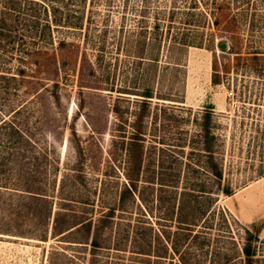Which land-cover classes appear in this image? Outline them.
I'll use <instances>...</instances> for the list:
<instances>
[{
  "label": "rangeland",
  "instance_id": "1",
  "mask_svg": "<svg viewBox=\"0 0 264 264\" xmlns=\"http://www.w3.org/2000/svg\"><path fill=\"white\" fill-rule=\"evenodd\" d=\"M11 5L0 264H246L255 227L253 264H264V0ZM155 21L177 44L138 61L126 36H149ZM211 161L231 195L216 190ZM86 221L103 226L96 247Z\"/></svg>",
  "mask_w": 264,
  "mask_h": 264
},
{
  "label": "trees",
  "instance_id": "2",
  "mask_svg": "<svg viewBox=\"0 0 264 264\" xmlns=\"http://www.w3.org/2000/svg\"><path fill=\"white\" fill-rule=\"evenodd\" d=\"M14 1L18 0H0V45L2 42L3 36H7L10 33V29H13L14 24L12 23L10 19V11L13 10L11 4L14 3ZM9 15V17H8ZM29 22H34L29 21ZM57 22V21H55ZM47 24V23H45ZM61 25V24H56ZM50 27V24L47 25ZM64 26V25H63ZM59 27V26H58ZM152 32L150 33L149 36L144 34L142 31L137 33L136 37L134 38V34L132 35H127L126 36V41H124V47L126 52H132L136 54V57L138 58V61H144L148 63H156L158 61V56L160 50L165 47V44L167 46H175L177 44L176 42V37L173 38V40H170L169 43H166V34L160 30V26L158 21H155V23L152 26ZM164 44V45H163ZM186 44V43H182ZM188 44H194L193 42H188ZM149 46L151 47V51H148ZM216 80V79H214ZM138 96H141L142 98H138L140 101V106H139V118L142 117L144 112L146 111V107L148 103V99L153 97V93L150 91V89H145L144 93H134ZM209 123H210V113L207 111L203 113L202 115V131L205 140H208V136L210 134L209 132ZM133 138L138 139L139 132L135 131L133 134ZM212 138V137H211ZM204 143V148L208 153L210 152L209 150V143L207 142ZM135 142V141H134ZM134 146H138L137 143H133ZM212 162V161H211ZM212 172L217 180V187L216 190L226 196H229L233 193V188L232 185L229 182H223V167L221 162H212ZM129 190L126 189V192ZM188 220V219H184ZM185 222V221H181ZM195 223H192V221L186 222V225H194ZM82 229H84L87 234L89 235L90 232L92 231V238L90 244L93 247L98 246V236H99V230L103 227L102 225L96 226L93 230H91V223L89 221L86 222H80L79 225ZM57 225L55 224V229H57ZM72 227L69 226L65 228L61 233L71 229ZM246 240L245 243H243L241 247V253L244 256V259L246 260V264H253L254 257L256 254V250L254 245H252L253 241L258 239V228H254L253 230L246 229Z\"/></svg>",
  "mask_w": 264,
  "mask_h": 264
}]
</instances>
